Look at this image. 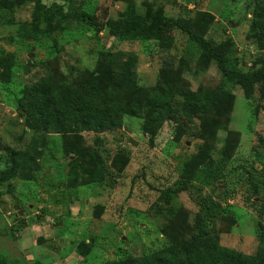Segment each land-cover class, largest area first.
Returning <instances> with one entry per match:
<instances>
[{
	"label": "rangeland",
	"instance_id": "374dc122",
	"mask_svg": "<svg viewBox=\"0 0 264 264\" xmlns=\"http://www.w3.org/2000/svg\"><path fill=\"white\" fill-rule=\"evenodd\" d=\"M40 1L63 3L71 17L59 25L51 19L49 32L39 20L33 33L32 0L0 9V48L14 54V65L0 68V258L8 264H137L169 246L180 252L199 235L208 239L201 250L251 256L264 229V81L245 97L177 29L162 42L119 41L93 23L128 14L152 23L160 17L189 19L200 37L214 43L230 39L228 61L246 70L264 58V32L252 16L257 0ZM117 50L135 59L133 77L140 88L117 125L97 134L25 125L18 115L25 87L39 80L56 87L75 84L105 51ZM113 80L105 79L104 86ZM210 89L224 95L188 116H165L152 100L171 93L176 104L188 92ZM144 121L155 128L153 136L142 129ZM95 135L108 167L105 180L82 185V175L69 184L67 163L77 156L70 147L87 150ZM227 143L235 145L223 157ZM11 151L19 154L16 161L26 156L33 162L19 169ZM200 153L213 161L218 176L208 184L193 179L180 191L179 169ZM82 158L89 165L88 156ZM27 168L30 178H20L18 172Z\"/></svg>",
	"mask_w": 264,
	"mask_h": 264
},
{
	"label": "trees",
	"instance_id": "16d2710c",
	"mask_svg": "<svg viewBox=\"0 0 264 264\" xmlns=\"http://www.w3.org/2000/svg\"><path fill=\"white\" fill-rule=\"evenodd\" d=\"M24 0H0V9L10 10L15 3ZM34 5V25L31 28L35 33L38 27L35 25L39 20L46 23L45 29L49 32L53 26L49 21L54 20L59 25L71 14L64 10L63 3L51 2L46 5L40 0H32ZM81 18H89L85 12L77 14ZM77 15L75 17H77ZM252 16L260 30L264 32V0H257L254 4ZM93 21V20H92ZM38 25V24H37ZM95 29L106 28L108 33L119 41L124 40H156L162 42L170 30L177 29L187 35L188 43L197 46L203 60L214 61L217 68L226 81L238 84L245 97L251 95L253 87L258 82L264 81V58L252 62V67L241 70L234 62L228 61V53L231 51V40L225 39L214 43L196 35L192 31L189 19L181 17H160L155 22H147L142 16L136 14L121 15L118 19H107L97 25ZM10 41V40H8ZM135 59L131 56L122 58L120 51H105L102 59L98 61L95 68L79 82L72 85L53 86L51 82L39 80L23 89L24 98L19 103L18 115L22 116L25 125L30 129H46L54 126L62 131L91 130L99 133L108 130L120 122L121 112L127 103L133 98L139 97L140 88L136 86L133 74ZM14 65V54L11 51L0 48V68H9ZM167 67V66H166ZM165 80L168 75L165 67L161 68ZM110 81V86H104V80ZM118 90L124 91V96ZM224 93L216 90H202L198 93L188 92L182 101L174 104L172 94L167 97L164 93L152 98L156 102L157 111L165 116H173L183 113L184 116L191 115L198 110L205 109L212 103L221 99ZM72 129V130H71ZM145 133L151 136L155 128L147 121L142 124ZM234 143H227L221 154L223 157L233 149ZM103 148L98 136L93 138V147L82 150L80 153L76 148L70 147L71 152H77L67 163L66 180L74 184L82 175L80 183L92 184L105 180L107 175V164L101 156ZM104 151V150H103ZM19 154L11 151L12 162L19 165V169L33 162L30 157L22 156L16 161ZM83 155L88 156L89 165L85 166ZM213 161L209 160L206 153H200L198 159L189 158L183 162L179 169L180 181L177 182L178 189L185 190L187 183L195 179L203 184L214 180L219 173L214 169ZM29 168L18 172L22 179L30 178ZM259 245L254 253L242 256L238 252L225 248H204L207 246V238L192 237L187 241L180 252L175 253L172 246L162 248L149 254L143 255L137 264H264V229L257 233ZM202 246V250L200 246ZM0 264H8L5 259L0 258Z\"/></svg>",
	"mask_w": 264,
	"mask_h": 264
}]
</instances>
